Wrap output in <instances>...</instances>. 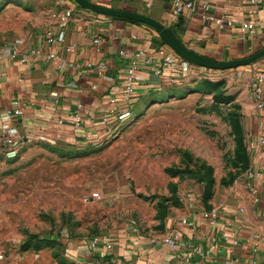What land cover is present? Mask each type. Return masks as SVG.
<instances>
[{
	"label": "rangeland",
	"instance_id": "1",
	"mask_svg": "<svg viewBox=\"0 0 264 264\" xmlns=\"http://www.w3.org/2000/svg\"><path fill=\"white\" fill-rule=\"evenodd\" d=\"M30 13L24 4L0 21L2 32L28 31ZM262 59L229 70L198 66L202 74L143 98L107 141L36 139L16 159L0 155V264H88L95 236L163 237L188 213L251 193L247 105L256 103Z\"/></svg>",
	"mask_w": 264,
	"mask_h": 264
},
{
	"label": "crops",
	"instance_id": "2",
	"mask_svg": "<svg viewBox=\"0 0 264 264\" xmlns=\"http://www.w3.org/2000/svg\"><path fill=\"white\" fill-rule=\"evenodd\" d=\"M18 1L0 0V21L12 17L25 4L33 10L27 18L33 17L29 30L14 33L8 29L2 32L0 28V41L7 40L4 45H17L22 51L36 50L37 54L27 64L9 56L0 63V115L16 103L23 106V115L17 119L22 146L36 139H56L78 147L106 140L108 128L101 123V116L110 107V99L121 92L126 68L132 60L139 64L133 116L143 98L173 86L154 76L144 64L149 60L160 65L158 51L168 46L160 45L158 33L149 26L80 9L72 0ZM88 1L150 16L169 28L186 48L212 61L242 59L264 45V7L247 0H206L212 4L215 16L234 20L230 28L201 18L199 4L203 0H197L196 12L185 10L181 14H176L168 0ZM248 21L255 24V34L242 31V23ZM60 27L66 31L64 45L50 44L43 36L44 30ZM98 37L102 43L96 46L93 41ZM70 45L76 47V52H66ZM122 50L127 57L120 55ZM51 54L56 58L49 59ZM69 63L74 66L68 67ZM89 63L94 67L88 68ZM100 64L106 66L104 74L99 73ZM258 67L264 71V59ZM158 87H162L161 92ZM247 106L251 125L248 136L256 141L264 137V107L259 108L257 102ZM76 116L81 118L79 125ZM254 153L251 193L215 208L224 213L217 227L208 222L209 211L196 210L173 224L166 234L180 235L177 249L150 242L164 236L125 231L105 235L114 240L112 252L100 248L90 255L86 249L84 258L88 264H185L182 256L198 246L209 253L191 264H251L254 258L264 264V147L256 145ZM240 208L244 211L239 212ZM224 233L233 235L238 244L227 242ZM214 237L218 243L212 242Z\"/></svg>",
	"mask_w": 264,
	"mask_h": 264
},
{
	"label": "built area",
	"instance_id": "3",
	"mask_svg": "<svg viewBox=\"0 0 264 264\" xmlns=\"http://www.w3.org/2000/svg\"><path fill=\"white\" fill-rule=\"evenodd\" d=\"M173 6L176 14H181L185 10H189L191 12H196L198 2L197 0H168ZM250 4L256 6L264 7V0H247ZM199 11L201 14V18L209 23H213L218 27H233L234 20L228 19L225 17H217L212 13V4L209 1L203 0L199 4ZM241 29L243 32H249L250 34H255L256 26L253 22H244L241 25ZM44 38L50 44L64 45L66 40V31L64 28L59 30H54L52 28H47L43 32ZM94 45L99 46L102 43L101 38H96L93 41ZM66 52L74 53L76 52V47L74 45L67 46ZM36 50H26L22 51L19 49V46L14 45H4L0 48V63L9 56L12 60H19L22 64H27L31 61V59L37 54ZM173 53V54H172ZM159 56L161 57V64L155 65L152 64L151 61L147 60L144 64L146 67H149L154 76L163 79L167 83L171 85H176L179 82L185 81L191 75L202 74V70L193 65L184 59H182L172 48L169 46H163L158 51ZM120 55L123 57H127L128 54L126 51L122 50ZM56 58L55 54L49 55V59ZM68 67H73V63L67 64ZM88 68H93L94 64L89 63L87 65ZM98 70L100 74H104L106 71V66L104 64H100L98 66ZM139 70V64L137 60H132L128 65L125 71L124 85L119 92V95L115 98L110 99V107L107 108L102 116L101 123L106 126L108 129L107 139L103 141L109 140L111 137L116 135L117 129L116 126L118 124H122L126 120H130L133 118V109L134 105L138 99V93L136 89L137 85V72ZM157 91L161 92L162 87H158ZM252 93L253 97L258 103L259 108L264 107V71H257L255 74V79L252 83ZM121 103L122 106H119ZM81 108V105L79 106ZM23 115V106L16 103L14 106H11L4 110V112L0 115V155L5 159H16L22 149V138L17 127V119ZM77 125L80 124L81 118L76 116ZM112 128V131H110ZM263 146L264 147V137H260L256 141L252 142V147L255 146ZM94 199H100V194L95 193ZM244 209L240 208L239 212H243ZM224 216V213L220 209H212L209 213L206 214L208 222L217 227L219 224V220ZM224 238L227 242L232 245H237V239L231 235L224 233ZM150 242L155 246L165 245L170 247L171 249H177L180 244V235L178 233H171L163 238H152ZM213 243H218L217 238L212 239ZM115 246L114 240L110 237L106 236H95L88 243L89 254L92 255L98 249H104L106 253H110L113 251ZM209 250H202L201 248L194 247L190 251L186 252L182 258L185 264H191L196 259L205 258L208 255ZM93 264H98V262H93ZM251 264H261L259 259H252Z\"/></svg>",
	"mask_w": 264,
	"mask_h": 264
},
{
	"label": "water",
	"instance_id": "4",
	"mask_svg": "<svg viewBox=\"0 0 264 264\" xmlns=\"http://www.w3.org/2000/svg\"><path fill=\"white\" fill-rule=\"evenodd\" d=\"M74 1L85 10L109 17L128 19L149 26L150 28L154 29L158 33L160 39L165 42L166 45L172 48L182 59L196 66H201L213 70H229L242 66H248L264 57L263 47L255 54L246 58L236 59L232 61H212L199 55L195 51L186 48L182 44V42L173 35L169 28L150 16L128 10L114 9L102 6L92 3L88 0Z\"/></svg>",
	"mask_w": 264,
	"mask_h": 264
},
{
	"label": "trees",
	"instance_id": "5",
	"mask_svg": "<svg viewBox=\"0 0 264 264\" xmlns=\"http://www.w3.org/2000/svg\"><path fill=\"white\" fill-rule=\"evenodd\" d=\"M73 2H75L74 0H72ZM76 3V2H75ZM77 4V3H76ZM79 6V5H78ZM82 8V7H81ZM124 20H127V21H130V22H134V23H137L135 21H132V20H128V19H124ZM174 34V33H173ZM175 35V34H174ZM158 42L160 43V45H166L165 42H163L160 38L158 39Z\"/></svg>",
	"mask_w": 264,
	"mask_h": 264
}]
</instances>
